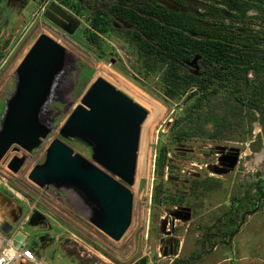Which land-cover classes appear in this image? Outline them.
Returning a JSON list of instances; mask_svg holds the SVG:
<instances>
[{
    "label": "rangeland",
    "instance_id": "obj_1",
    "mask_svg": "<svg viewBox=\"0 0 264 264\" xmlns=\"http://www.w3.org/2000/svg\"><path fill=\"white\" fill-rule=\"evenodd\" d=\"M6 19L10 22L0 39V125L6 101L14 92L16 72L21 62L38 37L48 34L46 29L33 34L35 24L29 16L24 23L5 14L1 17V24ZM258 24L254 22L253 25L256 27ZM52 39L68 48L60 39ZM90 53L91 56L72 52L79 64L77 70L66 77L68 91L63 97L66 103H52L48 107L54 112L52 117L55 119V128L49 138L32 153L11 151L7 162L0 163V193L14 203L15 210L22 208L29 212L34 209L48 215L51 220L52 229L48 230V226V231L26 224L24 233L28 248L34 250L39 247L38 254L48 264H139L143 259L146 264H172L177 259H188L195 252L208 249L210 251L194 264H264V196L256 204L253 202L259 188L264 189V138L262 128L255 119L257 114L247 115L245 110L246 119L242 127L237 131L228 130L222 141L177 139L173 128L184 111L183 100L196 92L194 88L180 103H172L162 89L154 84L148 85L149 81L143 76L135 73L124 75L106 66L166 109L153 131L149 176L140 181L138 188L137 183L130 188L134 194L132 225L121 241L111 240L88 220L90 211L84 209L81 198L75 192L53 187L40 188L29 180L31 170L45 161L51 142L59 136L62 126L97 79L98 68L103 63L94 50L90 49ZM152 80L158 82L157 78ZM58 96L62 98L60 94ZM221 96H217L215 101H221ZM234 98L232 96L229 101L234 103ZM208 129L213 130V127L210 125ZM69 144L76 152L90 158L91 149L88 146L78 141ZM218 147L239 148L241 151L240 163L229 175H218L211 170L218 163ZM23 156L28 157L25 168L14 174L8 164L15 157ZM206 181L209 184L206 191H193L196 182ZM168 195L175 196L176 200L166 199ZM234 202H241L243 207L240 211H237ZM3 207L0 200V211ZM180 207L192 209V220L172 224L170 218L166 233H162L163 219L169 218L171 212ZM253 210L257 212L246 213L244 218L246 211ZM227 223H233L231 226L237 233L229 238L219 232L218 237L213 239L215 246L211 250L206 235L218 232L219 228L224 231Z\"/></svg>",
    "mask_w": 264,
    "mask_h": 264
},
{
    "label": "water",
    "instance_id": "obj_2",
    "mask_svg": "<svg viewBox=\"0 0 264 264\" xmlns=\"http://www.w3.org/2000/svg\"><path fill=\"white\" fill-rule=\"evenodd\" d=\"M75 65L76 57L65 47L47 35L38 37L21 62L14 92L6 101L0 125V163L7 162L11 151L32 153L49 138L55 119L48 107L66 103V77ZM197 94L192 93L183 107ZM148 116L149 112L127 94L97 78L51 142L45 161L31 170L29 180L40 188L73 190L90 211L88 220L111 240L121 241L132 225L134 194L130 188L136 184L141 132ZM71 141L88 146L90 158L76 152ZM239 158L240 150L231 148L229 155L220 159L215 174L231 173ZM27 160V156L15 157L8 168L18 174ZM23 213L21 208L20 217ZM170 218L172 224L190 222L192 209L180 207L171 212L162 221V233H166ZM50 222L48 215L35 210L28 225L43 230L49 226L50 230ZM12 228L9 225V230ZM22 238L17 236L16 240ZM139 264H146V260Z\"/></svg>",
    "mask_w": 264,
    "mask_h": 264
},
{
    "label": "flooded vegetation",
    "instance_id": "obj_3",
    "mask_svg": "<svg viewBox=\"0 0 264 264\" xmlns=\"http://www.w3.org/2000/svg\"><path fill=\"white\" fill-rule=\"evenodd\" d=\"M5 14L24 23L29 16L35 24L33 34L46 29L48 34L41 35L60 39L72 52L91 56L90 49L94 50L103 66L124 75H141L150 82L148 85L154 84L159 89L174 88L164 79L167 74L194 77L198 83L192 88L198 92V96L202 89L213 88L216 74L212 58L196 52L190 60L184 61L181 36L185 33L195 40L212 42L216 30L230 25L231 22L226 21H231L236 12L227 4V0H0V21ZM263 17L264 12L259 9L246 13L244 21L249 23L253 19V23H259L255 28L260 50L256 53V67L244 73L238 90L231 86V81L239 83L232 80L228 72L225 73L229 96L237 98L241 95L244 98L248 90H264ZM9 22V19L3 22L0 39ZM208 54L211 55V52L208 51ZM78 64L76 57V65L69 75L77 70ZM207 77L209 80L205 82ZM153 78H157L158 82H152ZM258 105L262 108L256 111V121L262 128L264 138V98L260 99L259 96ZM230 149H217V165H220L221 158L229 155ZM240 159L241 151L238 165ZM216 167L211 168L213 173ZM253 211L249 213H255ZM246 216L245 213L244 218Z\"/></svg>",
    "mask_w": 264,
    "mask_h": 264
},
{
    "label": "trees",
    "instance_id": "obj_4",
    "mask_svg": "<svg viewBox=\"0 0 264 264\" xmlns=\"http://www.w3.org/2000/svg\"><path fill=\"white\" fill-rule=\"evenodd\" d=\"M227 4L231 6L236 14L231 19L230 25L216 30L215 38L212 42L198 41L185 33L181 36L184 61L190 60L196 52L204 54L206 57L211 56L216 77H214L213 88L208 89L206 87L202 89L198 96L194 97L185 107H182L184 111L181 114V119L176 121L173 128L174 137L177 139L205 138L212 141L225 140V133L228 130L237 131L242 127L241 124L246 119L244 117L245 110H247V115L250 113L255 115L256 111L262 108V106L258 105V102L259 96L260 99L264 98V90H248L244 98L239 95L233 99L234 103L229 101L232 96L228 95L224 75L228 72L232 80L235 79L239 83L234 84V81H231V86L238 90L244 73L256 67V53L260 50V43L256 39L257 31L253 26V19H250L249 23L244 21V19L249 10L259 9L264 12V0H227ZM2 28L3 23L1 24L0 22V32ZM201 44L202 46H200ZM208 51L211 52V55L208 54ZM193 78L167 74L164 79L171 83L174 88L164 89L163 94L170 102L180 103L189 90L198 83ZM206 80H209V78H205V82ZM199 83H204V81ZM230 95H232V92ZM217 96H221V101H215ZM246 101L247 103H245ZM210 125L213 130L208 129ZM205 183L196 182L193 191L195 193H200L203 189L206 191V185L209 184L207 181ZM207 191L209 192L210 190L207 189ZM262 196H264V189L260 187L259 193L253 202L256 204V201ZM166 199L174 202L176 197L168 195ZM183 203H180V205ZM247 204L250 205L251 202L248 201ZM240 205L241 202H234L237 211H240L243 207ZM245 213H249V211ZM231 225L233 226L234 224L227 223L224 225V231L219 228L218 232L206 235V242L208 246H211V250L215 246L213 239L218 237L219 232L221 236L228 235L229 238H232L237 233V230H234ZM209 251V249L201 252L197 251L190 258L177 259L172 264H194L196 260L202 258Z\"/></svg>",
    "mask_w": 264,
    "mask_h": 264
},
{
    "label": "bare ground",
    "instance_id": "obj_5",
    "mask_svg": "<svg viewBox=\"0 0 264 264\" xmlns=\"http://www.w3.org/2000/svg\"><path fill=\"white\" fill-rule=\"evenodd\" d=\"M97 78L104 79L116 89L124 92L149 112V116L145 121L141 132L140 150L138 154V165L136 171V188H138L140 181L143 178H148L149 176V162L153 131L162 116H164L166 109L126 78L112 73L108 67L101 65L98 68ZM81 204L83 205L84 209L87 210L85 202L83 203L81 200Z\"/></svg>",
    "mask_w": 264,
    "mask_h": 264
},
{
    "label": "built area",
    "instance_id": "obj_6",
    "mask_svg": "<svg viewBox=\"0 0 264 264\" xmlns=\"http://www.w3.org/2000/svg\"><path fill=\"white\" fill-rule=\"evenodd\" d=\"M33 212L34 209H31L14 223L0 217V264H48L38 254L39 247L34 250L28 248L24 227L29 223ZM9 225L13 227L11 230ZM7 230L9 231L6 232ZM17 236H22V240L17 241Z\"/></svg>",
    "mask_w": 264,
    "mask_h": 264
},
{
    "label": "crops",
    "instance_id": "obj_7",
    "mask_svg": "<svg viewBox=\"0 0 264 264\" xmlns=\"http://www.w3.org/2000/svg\"><path fill=\"white\" fill-rule=\"evenodd\" d=\"M0 200L4 204V207L0 211V216L8 222L14 223L17 220V218L20 217V211L15 210L16 206L14 205V203L11 200H8L7 198H4V197L0 198ZM27 213H28V211L26 210V211H24L23 215H25Z\"/></svg>",
    "mask_w": 264,
    "mask_h": 264
}]
</instances>
